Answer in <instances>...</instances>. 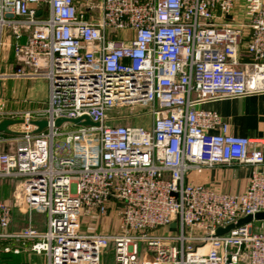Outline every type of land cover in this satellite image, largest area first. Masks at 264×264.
Masks as SVG:
<instances>
[{
	"label": "built area",
	"instance_id": "1",
	"mask_svg": "<svg viewBox=\"0 0 264 264\" xmlns=\"http://www.w3.org/2000/svg\"><path fill=\"white\" fill-rule=\"evenodd\" d=\"M19 79L46 80L48 100L0 108V123L25 121L0 132V178L47 228L30 217L8 232L13 207L0 201V241L45 264H100L109 245L115 264H264V221L216 235L264 212V142L200 108L264 92V0H0V88ZM123 107L147 111L148 127L110 124ZM84 117L99 125L56 126ZM230 165L252 169L243 193L197 182ZM111 214L119 232H83L85 216Z\"/></svg>",
	"mask_w": 264,
	"mask_h": 264
},
{
	"label": "crops",
	"instance_id": "2",
	"mask_svg": "<svg viewBox=\"0 0 264 264\" xmlns=\"http://www.w3.org/2000/svg\"><path fill=\"white\" fill-rule=\"evenodd\" d=\"M6 64V70L15 69L13 55ZM6 91V92H5ZM48 100V83L46 80L30 82L27 80H10L2 85L0 108L6 113L31 111L43 107ZM203 110L217 112L223 121L229 125L230 134L234 136L247 137L252 141L264 142V92L246 96L234 97L221 101L207 103L200 107ZM1 150H6L0 148ZM0 150V151H1ZM8 150H10L8 148ZM252 169L248 166L230 165L217 166L207 169L196 177L197 182L204 183L221 193L241 194L249 183ZM3 197L8 190H2ZM22 219V218H21ZM17 219L8 232H19L24 229L20 226L23 219ZM261 223H256L260 226ZM2 230L0 229V233ZM10 247L16 249L21 245L15 241H0V254L13 255L16 264H45L44 255H37L27 248L21 247V253L5 252Z\"/></svg>",
	"mask_w": 264,
	"mask_h": 264
},
{
	"label": "rangeland",
	"instance_id": "3",
	"mask_svg": "<svg viewBox=\"0 0 264 264\" xmlns=\"http://www.w3.org/2000/svg\"><path fill=\"white\" fill-rule=\"evenodd\" d=\"M30 82H37V81H30ZM6 92V91H5ZM2 89L0 88V97H1ZM112 119L110 124L115 125H127V126H144L148 127L151 118L147 115V111L142 109L141 107H134L132 110L129 107H123L115 110L111 113ZM77 127L71 125L67 131H74ZM66 132V131H65ZM57 143L62 145L64 140L62 137L58 138ZM15 146L12 145L11 151H14ZM1 150V149H0ZM17 181L7 178H0V201L6 202L13 207V222L14 218L16 221L19 219H23V223L20 226H24L25 228L30 223V217L32 219V223L35 227H37L40 231H44L47 228V215L44 213L37 212L36 210L28 216H24L21 214V211L17 208ZM8 190L7 196L3 197L2 190ZM18 219V220H17ZM21 219V220H22ZM12 222V224H13ZM258 223V222H256ZM119 221L117 216L111 214L108 218H98V219H91L90 217L83 218V225L82 230L84 233H99V234H113L120 231ZM12 226V225H11ZM10 226V227H11ZM172 230L175 231V225L171 226ZM169 230H159V232L167 233L170 232ZM176 233V232H174ZM100 264H115V252L113 245H109L105 248L101 254Z\"/></svg>",
	"mask_w": 264,
	"mask_h": 264
},
{
	"label": "water",
	"instance_id": "4",
	"mask_svg": "<svg viewBox=\"0 0 264 264\" xmlns=\"http://www.w3.org/2000/svg\"><path fill=\"white\" fill-rule=\"evenodd\" d=\"M24 122H25L24 120H5V121L0 123V132L12 134L13 132L9 129V127L16 125V124L24 123ZM65 122H69V123L76 125V126H98L99 125L98 123L92 122L88 117H84V118H79V119L70 120V121H67L64 119H59L56 121V126L60 127ZM31 124L38 126L39 130H42L47 126V121H32ZM253 221H264V212L258 213L254 217L253 216L245 217V218L239 220V222L237 224L230 225L226 228H220L217 230L216 235L217 236L224 235L235 227H239V226H242L245 224H249Z\"/></svg>",
	"mask_w": 264,
	"mask_h": 264
},
{
	"label": "trees",
	"instance_id": "5",
	"mask_svg": "<svg viewBox=\"0 0 264 264\" xmlns=\"http://www.w3.org/2000/svg\"><path fill=\"white\" fill-rule=\"evenodd\" d=\"M17 261L13 255L0 254V264H16Z\"/></svg>",
	"mask_w": 264,
	"mask_h": 264
}]
</instances>
